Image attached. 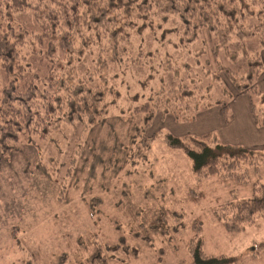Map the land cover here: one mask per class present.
<instances>
[{"label":"rangeland","instance_id":"374dc122","mask_svg":"<svg viewBox=\"0 0 264 264\" xmlns=\"http://www.w3.org/2000/svg\"><path fill=\"white\" fill-rule=\"evenodd\" d=\"M52 1L0 0V25L11 31V41H27L37 50L36 59L20 65V73L8 72L0 62L1 88L8 81L23 85L33 79L43 93L51 92L43 81L48 64L53 62V72L66 60L55 48L53 55L47 53V36L40 34L38 18ZM160 12L147 14L153 24L150 28L144 25L119 42L122 59H116L121 66L109 60L106 47L89 46L90 57H103L90 62L89 71L95 77L103 69L98 90L104 93L103 103L109 109L101 116L87 124L85 119L73 125L59 121L48 131L42 112L37 132H17V139L0 141V264H84L95 241L113 244L120 236L128 251L123 247L112 250L119 259L108 264H193L188 244L197 239H202L205 253L234 257L233 264H264V217L255 215L237 228L225 227L226 222H233L235 207L264 188V145L242 144L259 149L254 153L256 162L240 160L230 169L221 161L217 173L197 177L181 150L166 146L162 137L167 131L180 137H202L210 145L215 140L223 143L222 130L234 118L231 104L237 95L214 59L243 74V49L259 53L264 67V39L235 33L225 42L226 48L219 45L213 54L210 44L217 41L215 36H202L188 44L171 28L176 24L173 16L165 18ZM84 57L72 61L75 67L89 62ZM38 74L39 82L35 80ZM161 84L167 94L179 93L180 85H185L190 97L181 103L176 119L174 101L167 105L168 111L155 112L145 130L147 136H155L138 162L133 148L127 146L130 122L119 116L125 118L128 112L138 122L139 111L130 110ZM254 85L264 89V69ZM159 105L162 109L163 103ZM12 106L13 121H20L23 108ZM211 108L220 114L217 122L203 118ZM129 150L135 154L125 161Z\"/></svg>","mask_w":264,"mask_h":264},{"label":"trees","instance_id":"16d2710c","mask_svg":"<svg viewBox=\"0 0 264 264\" xmlns=\"http://www.w3.org/2000/svg\"><path fill=\"white\" fill-rule=\"evenodd\" d=\"M55 1L58 3L56 4ZM153 10L157 12L160 10L161 16L165 18L171 14L176 21L171 28L178 30L181 35L180 40L188 44L202 36H209L210 39L215 36L217 41L210 44L213 54L219 49V45H224L223 47L226 48L225 42L235 33L239 34V37L255 35L260 40L264 39V0H54L38 18L42 27L40 34L47 36L46 52L53 55L55 48L54 52L66 60L63 64L57 65L53 72H51L53 62L48 64V74L43 77V81L49 85L46 90L51 91L50 93L39 90L33 79L23 85H13V82L8 81L6 87H0L1 143L4 144L6 139H17V132H37L39 129L37 126L43 118L42 112L45 113L48 131L58 125L59 121L73 125L76 120L85 119L87 124L91 123L93 117L101 116L103 110L109 109V104L103 103L106 100L104 93L98 90L102 85L103 69L95 77L90 75L89 71L90 62L103 57L100 55L90 57L89 46L92 43H99L106 47L104 50L109 60L121 66L116 59H122L119 54L121 48L119 42L124 41L131 32L141 29L144 25L150 28L153 24L147 14H151ZM144 18L146 20L142 22ZM138 19L141 20L140 23ZM10 35L11 31L6 26L0 25V62H4V68L8 72L17 70L20 73V65L27 60L36 59L37 50L29 46L27 41L12 42L13 37ZM41 41L43 42V38ZM82 50H85L86 55L81 54ZM241 50L245 52L246 63L243 74H236L217 58H213L215 67L229 78L236 91L234 95L248 96L255 125L264 127V89L258 90L254 85L263 70V61L259 53ZM232 51L231 49L228 52ZM83 56L89 62L82 68L75 67L72 61L77 62V59ZM118 77L115 76L113 80H117ZM39 78L38 74L35 80L38 81ZM180 89L179 93L178 90H173V93H168L167 96L168 89L161 84V87L149 94L148 98L145 97L143 102L135 104L130 112L139 111L138 122L134 121L126 110H121V113L126 112V117L120 115L119 120L130 122L126 135L127 146L133 148L138 156V162L144 159L155 136L154 133L149 136L145 134L155 112L168 111L167 105L174 101L171 105L173 108L177 106L174 111L176 119V112L178 108L181 109V103L188 101L191 90H186L185 85H180ZM234 95H231L232 98ZM215 102L221 101L215 100ZM13 103L23 108L22 116L19 115L20 121H13ZM160 103H163L162 109ZM221 104L222 111L225 106L223 102ZM114 106L117 107L118 104ZM187 118L188 116H185V119ZM227 120L224 118L225 122ZM162 137L166 146L181 150L188 158L191 173L197 177L217 173L218 162L221 161H226V166L230 169L240 160L257 161L253 159L254 153L259 149L251 150L242 144L222 143L215 140L213 145H210L202 137L190 135L180 137L167 131L162 133ZM134 152L129 150V157H125V161L132 158ZM258 162L260 163V160ZM239 175L241 178L245 176L243 173ZM233 215V222L225 223L227 229L237 228L240 223L251 221L255 215L264 217V188L260 187L252 197L240 202L235 207ZM94 243L95 249L85 259L84 264H108L111 259H119L111 252L112 250L123 247L128 251V245L124 243L122 236L113 244H101L96 241ZM188 251L193 264L235 263L234 257L205 253L202 239L191 240Z\"/></svg>","mask_w":264,"mask_h":264},{"label":"crops","instance_id":"0c3cea01","mask_svg":"<svg viewBox=\"0 0 264 264\" xmlns=\"http://www.w3.org/2000/svg\"><path fill=\"white\" fill-rule=\"evenodd\" d=\"M264 69V67H263ZM231 106L234 108V118L225 124L222 130L223 143L232 142L234 144H243L249 147H259L264 145V127L255 125L249 105L247 95H238L232 101ZM205 114V115H204ZM205 122H217L216 115L219 112L211 108L203 113ZM190 124V123H188ZM197 132V131H196Z\"/></svg>","mask_w":264,"mask_h":264}]
</instances>
